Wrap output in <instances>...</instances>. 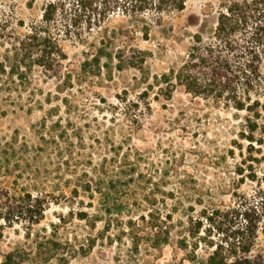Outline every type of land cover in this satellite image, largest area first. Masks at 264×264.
Here are the masks:
<instances>
[{"label": "rangeland", "instance_id": "obj_1", "mask_svg": "<svg viewBox=\"0 0 264 264\" xmlns=\"http://www.w3.org/2000/svg\"><path fill=\"white\" fill-rule=\"evenodd\" d=\"M224 1L112 15L59 38L47 68L32 63L47 0H0V264H210L216 246L225 264H264L262 222L233 255L204 219L257 189L264 96L236 109L175 78Z\"/></svg>", "mask_w": 264, "mask_h": 264}, {"label": "trees", "instance_id": "obj_2", "mask_svg": "<svg viewBox=\"0 0 264 264\" xmlns=\"http://www.w3.org/2000/svg\"><path fill=\"white\" fill-rule=\"evenodd\" d=\"M187 1L47 0L40 20L32 24V63L52 68L62 55L59 38L82 40L112 15L157 18L163 13L182 11ZM143 30L146 37L148 26L143 25ZM120 62L117 68L122 67ZM163 77L168 78L166 74ZM175 78L192 94L225 100L236 109H252L260 104L259 98L264 96V0L224 1L211 36L207 40L199 34L194 36ZM259 106L264 109V99ZM248 124L250 133L245 139L251 141L257 123L252 120ZM247 177L257 182L254 194L241 195L236 205L204 215L223 235L233 255L249 252L261 222L264 226V171L259 177L253 171ZM1 195L8 196L0 191V199ZM221 250L216 246L210 264H225Z\"/></svg>", "mask_w": 264, "mask_h": 264}]
</instances>
